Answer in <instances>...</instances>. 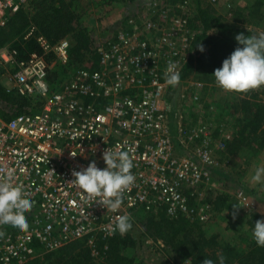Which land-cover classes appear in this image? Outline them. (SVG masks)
<instances>
[{
    "label": "built area",
    "instance_id": "built-area-1",
    "mask_svg": "<svg viewBox=\"0 0 264 264\" xmlns=\"http://www.w3.org/2000/svg\"><path fill=\"white\" fill-rule=\"evenodd\" d=\"M180 3L185 11L179 15V6L173 13L157 0L145 4L127 20L128 29L95 45L96 70L79 67L66 80L50 83L49 74L53 67L67 68L69 39L51 45L40 36L42 54L27 60H19L8 47L0 49L7 92L29 101L33 110L8 122L0 118V180L10 173L14 187L32 201L28 230L0 226V264H25L76 241L96 257L98 245L106 249L119 233L116 219L121 215L132 222L141 212L205 223L213 214L211 203L191 202L212 181L213 151L207 143L197 145L209 132L187 128L165 101L167 70L180 74L194 56L187 1ZM26 5L27 0H0V27ZM228 136L216 146L219 150ZM107 149L128 152L134 165V184L115 212L103 208L99 198H86L72 183L73 172L92 162L105 168ZM236 197L242 201L243 192ZM242 207L256 208L248 202Z\"/></svg>",
    "mask_w": 264,
    "mask_h": 264
},
{
    "label": "trees",
    "instance_id": "trees-1",
    "mask_svg": "<svg viewBox=\"0 0 264 264\" xmlns=\"http://www.w3.org/2000/svg\"><path fill=\"white\" fill-rule=\"evenodd\" d=\"M32 0L33 14L29 16L26 10H21L10 17L7 23L0 27V49L8 47L14 50L19 60H27L31 54H42V49L37 38L44 37L51 45H55L62 39H69L72 44L69 49V64L64 70L56 68L49 74V82L59 80V72L77 69L79 67L98 68L96 48L87 29L81 23L79 14L81 0ZM106 1V0H102ZM115 1V0H114ZM127 1V0H125ZM133 1V0H128ZM246 9V10H245ZM254 20L262 19L264 0H254L244 8L243 13ZM234 16L233 22H239V16ZM189 25L199 22L202 32L193 38L192 49L194 56L189 58L180 71V80L185 79L193 70L206 69L211 73L222 66L224 59L238 46L235 36L243 33L252 36L248 32L234 25H225L214 18L208 9L198 7V12L189 17ZM34 29L29 34L30 29ZM191 28V27H190ZM215 29L212 36H207V31ZM29 34V35H28ZM207 40V41H206ZM208 49L201 52L199 46ZM200 52L196 58V52ZM50 58H53L51 55ZM49 61V60H48ZM198 65V66H196ZM196 66V67H195ZM195 67V68H194ZM250 91V90H249ZM249 91L247 93H249ZM252 97V96H251ZM253 99V97H252ZM241 105V110L239 109ZM252 106V108L250 107ZM233 115L237 113V126L228 135L223 154L235 157L247 147L249 151H261L264 149V104L252 103L251 99L237 100L231 104ZM243 110L244 115L240 112ZM30 102L7 92L0 83V118L8 122L12 118L32 113ZM228 201V196H217L212 204L215 213L221 212ZM260 215L256 212L247 214L246 228L248 235L245 249L230 242L219 241L218 234L208 236L202 228L205 223L187 220L184 217L168 219L164 216H154L148 213H138L132 224H138L142 228L143 235L151 240L163 242V250L168 248L175 264H203L205 260H212L214 264H220V257L224 258V264H264V248L258 247L252 236L254 223ZM236 225L234 224L233 227ZM238 232V230H237ZM242 235V234H239ZM129 234L122 236L116 234L108 241L107 248L98 245V255L92 256L90 249L84 242L76 241L62 248L40 255L25 264H132L126 260L122 251L126 245ZM242 238V237H241ZM55 261L50 257L55 258Z\"/></svg>",
    "mask_w": 264,
    "mask_h": 264
},
{
    "label": "rangeland",
    "instance_id": "rangeland-1",
    "mask_svg": "<svg viewBox=\"0 0 264 264\" xmlns=\"http://www.w3.org/2000/svg\"><path fill=\"white\" fill-rule=\"evenodd\" d=\"M31 1L27 0L25 8L30 17L34 12ZM150 1L81 0L78 10L82 16L83 27L87 29L94 45L97 46L113 40L119 29H128L127 20L134 19L142 11L144 5ZM157 1L161 6L170 7L173 13L174 6H179L180 11H175V15L185 11V8L180 6V2L183 0ZM186 1V10L192 17L198 12V7L205 8L214 18H218L221 24L234 25L237 28L252 32L254 35L264 33V11L262 19L258 20L244 15L246 11L245 13L242 12L254 0ZM239 13H242L238 18L239 22L234 23L232 20ZM190 27L192 38L202 32L199 22H195ZM215 32V29H211L207 31V36H212ZM70 44H72L71 41ZM207 49L206 46L204 51ZM199 54V51L196 52V58L199 57ZM48 60L51 65L54 64L53 58L49 57ZM56 67H53L52 71L57 70ZM65 71L59 72L60 80H66L68 76L74 73V69L68 70L70 72ZM6 73L5 69L0 66V83L8 89ZM212 75L213 73L206 69L193 70L185 79L180 80L178 85L169 86L165 101L170 100L174 105V114H180L183 117V124L187 128L205 127L209 132L208 138L200 139L197 145L207 143L213 151L215 166L212 169V181L208 186L200 188L199 195L192 198L191 202L197 199L200 205L212 203L219 195L228 196V201L221 212H213L207 223L202 224L205 234L208 236L218 234L219 241L224 240L233 243L240 250H244L247 241L243 237L249 234L246 228L247 214L251 211L256 212L258 208L257 210L261 214L259 220H264V184H258L252 180L256 168L264 166V149L252 152L245 147L246 149L235 157H228L216 146L225 141L227 135L235 130L238 124V113L233 115L231 104L237 100L240 102L245 96L251 99L252 103L264 104V87L250 90L249 93L227 92L218 86ZM239 106L240 109L241 105L239 104ZM250 107L252 108V106ZM244 113L243 110L240 112L241 115ZM238 192H243L242 201L236 197ZM244 202L252 203L256 208L248 211L242 207ZM234 224L235 227H233ZM127 234L130 235V238L124 246L122 255L126 260H132V264H175L172 261L173 255L170 254L168 248L162 249L163 242L159 240L155 243L154 240L145 237L141 226L138 224H133L132 229ZM54 257H50V260L52 258L55 261L57 257ZM47 264H51V262H47ZM95 264H99L98 260Z\"/></svg>",
    "mask_w": 264,
    "mask_h": 264
},
{
    "label": "clouds",
    "instance_id": "clouds-1",
    "mask_svg": "<svg viewBox=\"0 0 264 264\" xmlns=\"http://www.w3.org/2000/svg\"><path fill=\"white\" fill-rule=\"evenodd\" d=\"M238 44L229 57L223 60L222 66L213 75L219 87L227 92L245 93L264 87V33L259 35L237 34ZM204 51L202 45L199 46ZM166 83L176 86L180 83V75L170 67L166 72ZM106 167L100 169L95 162L86 169L73 172L72 182L88 199H96L106 210L116 211L123 203V194L134 184L132 173L133 161L126 151H107L103 155ZM252 180L264 184V166L257 167ZM14 177L9 173L7 179L0 180V226L10 227L23 232L28 230L29 224L26 214L32 208V201L25 199L19 187H14ZM236 207V206H234ZM237 208V207H236ZM133 227L129 215H121L116 219V230L127 234ZM0 232V238H3ZM252 236L258 247L264 248V220L254 223ZM203 264H214L212 260H205ZM220 264L224 258L220 257Z\"/></svg>",
    "mask_w": 264,
    "mask_h": 264
},
{
    "label": "crops",
    "instance_id": "crops-1",
    "mask_svg": "<svg viewBox=\"0 0 264 264\" xmlns=\"http://www.w3.org/2000/svg\"><path fill=\"white\" fill-rule=\"evenodd\" d=\"M257 209H258V208H257ZM257 209H256V213H258V214L261 216V214H260V211H259V210H257ZM254 212H255V211H254Z\"/></svg>",
    "mask_w": 264,
    "mask_h": 264
}]
</instances>
